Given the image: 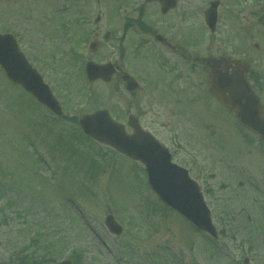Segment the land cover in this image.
I'll return each mask as SVG.
<instances>
[{"label": "rangeland", "instance_id": "374dc122", "mask_svg": "<svg viewBox=\"0 0 264 264\" xmlns=\"http://www.w3.org/2000/svg\"><path fill=\"white\" fill-rule=\"evenodd\" d=\"M98 3L0 0V32L14 35L64 107V116L52 114L0 69V264H19L17 252L30 246L35 233L43 248L52 244L56 250L48 264L70 259L73 250L85 253L91 264H241L245 256L250 264H264V145L256 136L244 140L247 133L233 117L226 114L221 152L212 141L219 134L211 137L196 120L186 125L152 91L142 93L155 116L146 127L175 148V162L189 167L203 188L219 229L215 244L160 202L147 185L144 166L83 134L78 123L85 113L107 108L120 116L130 100L108 83L90 86L84 64L69 66L61 58L71 49L59 51L69 45L64 36L71 35L67 24L60 25L63 14L69 16L73 4L86 6L93 24ZM245 22L223 20L216 36L207 35L204 47L207 55L230 54L251 64L264 100V25L237 31ZM193 23L190 19L198 29ZM109 214L124 227L123 235L108 231L104 219ZM41 254L46 255V248Z\"/></svg>", "mask_w": 264, "mask_h": 264}, {"label": "flooded vegetation", "instance_id": "af4514ba", "mask_svg": "<svg viewBox=\"0 0 264 264\" xmlns=\"http://www.w3.org/2000/svg\"><path fill=\"white\" fill-rule=\"evenodd\" d=\"M97 1L100 3H98L100 13L94 17L93 24L88 18L86 6L73 4L69 7V16L62 13L65 22L60 25L67 24L66 32L71 34L70 38L64 36L69 41V45L65 48L59 47V51L71 48L65 55H60L63 62L69 66L84 64L85 75V67L88 63L108 65L111 76L108 84L112 85L113 91L121 90L130 98L125 113L118 116V112L113 109L115 120L120 123L140 124L146 131H150L146 126L154 122L155 116L151 117L149 103L144 102L143 94H147L148 89L158 97L161 106L171 108L170 112L179 121H184L187 125L196 120L195 124L200 125L202 122L207 126L206 132L209 130L211 137L219 134L218 138L211 139L213 148L217 146L221 150L220 142L226 136V114L233 117L239 128L241 126L236 113L228 110L211 94L209 62L211 58L234 56L207 55L204 43L208 36H216L218 25L223 20L246 21L236 26L237 31L238 29L254 31L258 24L264 25V0ZM212 4L217 5V22L213 31L206 23L208 20L206 15L212 9ZM190 19L199 27L198 29L190 26ZM250 19H254L255 25L252 27H250ZM198 47L201 49L198 50ZM254 47L260 48L257 44H254ZM234 58L242 60L241 57ZM26 59L35 67L28 56ZM51 64L48 63L46 66L49 67ZM250 67L246 77L256 87L252 77L256 79L257 73L251 64ZM62 69L68 68L62 67ZM36 70L39 72L37 68ZM204 72L205 79L201 78ZM126 77L129 78L127 82H125ZM196 77L198 79H195ZM136 83V88L132 90L129 86H135ZM191 87L193 90H189ZM256 89L258 91L257 87ZM168 133L172 132L168 131ZM169 149L172 154L176 153L175 148L169 147Z\"/></svg>", "mask_w": 264, "mask_h": 264}, {"label": "water", "instance_id": "95a60500", "mask_svg": "<svg viewBox=\"0 0 264 264\" xmlns=\"http://www.w3.org/2000/svg\"><path fill=\"white\" fill-rule=\"evenodd\" d=\"M215 20L216 16L212 14L210 24L212 27ZM23 56L11 35H0V63L9 79L21 84L53 113L62 114L63 108L52 94L50 87ZM209 64L211 92L229 109L237 112V117L244 126L264 140V108L247 80L246 73L249 70L247 64L232 57L211 58ZM86 69L90 81L97 78L110 79L107 77L110 73L107 65L88 63ZM126 79L129 81L128 77ZM129 87L133 88V86ZM80 127L85 134L96 141L110 145L135 160H141L146 166L149 185L154 188L161 200L180 211L201 229L216 236L210 211L201 195L200 187L190 178L184 167L172 162L168 149L156 141L151 134L144 132L138 125L134 126L133 135H127L124 127L112 119L108 110L86 114L80 120ZM105 220L111 233L117 235L122 233V227L112 214Z\"/></svg>", "mask_w": 264, "mask_h": 264}, {"label": "trees", "instance_id": "16d2710c", "mask_svg": "<svg viewBox=\"0 0 264 264\" xmlns=\"http://www.w3.org/2000/svg\"><path fill=\"white\" fill-rule=\"evenodd\" d=\"M55 251L56 250L53 248L52 244H50V245L46 244V255L50 256V255H53V253L56 254ZM38 254H39V250L38 249H36L34 251L33 255H32V253L27 255L26 253H24V251L20 252L19 257H18V261H19L20 264H39V263L44 262V261H41L42 258L38 257ZM72 257H74L75 259H78L80 257V255L77 252H73ZM51 261H52V257L47 259V264L50 263Z\"/></svg>", "mask_w": 264, "mask_h": 264}]
</instances>
